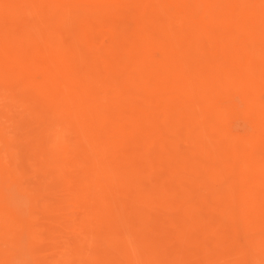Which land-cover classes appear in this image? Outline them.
Wrapping results in <instances>:
<instances>
[{
  "label": "bare ground",
  "instance_id": "6f19581e",
  "mask_svg": "<svg viewBox=\"0 0 264 264\" xmlns=\"http://www.w3.org/2000/svg\"><path fill=\"white\" fill-rule=\"evenodd\" d=\"M250 1L254 5L248 13L240 8L247 0H219L223 11L214 12L218 9L215 2L211 6L214 10L207 14L177 0H132L133 7L149 15L158 11L178 18L180 35L176 34L178 39L171 36L174 29L169 22L159 27L154 25L156 22L150 23L149 40L156 45L153 58L134 51L120 64L125 71L115 70V59L106 58L105 65L93 60L87 41L77 39L78 44L75 41L63 48L66 25L61 23L55 24L60 28L44 27L34 35L36 41L37 36L45 37L52 66L40 95L54 104L59 116L71 119L90 144L93 185L88 197L98 202L92 206L89 200L85 204L92 209L91 221L106 219L114 225L126 219L125 224L136 235L134 222L148 227L151 212L169 203L173 192H179L181 202L175 205L179 214L161 215L169 218L177 233L168 234L167 243L156 240L155 246L148 247L161 264H178L186 245L195 250L196 256L206 253V262L214 259L212 264H264V0ZM36 2L32 4L33 21L40 19ZM95 2L100 5L98 0ZM5 26L0 27L4 30L0 37V70L28 76L31 63L7 38L13 30ZM78 47L95 68L97 83L100 81L114 94L111 99L109 91V96L104 94L106 88L95 86L93 77L90 80L73 71L77 62L74 49ZM163 161L165 165L156 175V163ZM158 179H169L172 186L156 185ZM4 182L0 181V202L5 210L19 217L36 210L32 194L27 195L15 185L5 187ZM114 189L120 195L113 194ZM131 194L134 196L129 203H119L125 212L122 217V210H116L113 203L117 205L120 198ZM204 222L210 225L203 227ZM127 235L131 236L130 232ZM144 242L139 239L141 246ZM139 250L132 248L136 253ZM20 252L22 256L26 253ZM114 254L112 258L105 256L119 259ZM25 256L28 260L29 255ZM108 259L102 257L99 262L107 264Z\"/></svg>",
  "mask_w": 264,
  "mask_h": 264
},
{
  "label": "rangeland",
  "instance_id": "374dc122",
  "mask_svg": "<svg viewBox=\"0 0 264 264\" xmlns=\"http://www.w3.org/2000/svg\"><path fill=\"white\" fill-rule=\"evenodd\" d=\"M33 1H38L35 5L40 8V15L38 16L40 19L34 21L31 20L34 18L31 14L35 13L32 7ZM98 1L100 2L99 6L95 0H46L44 2L43 0H0V27L3 28L6 24L5 27L9 28L10 32L13 30L10 36L7 35V38H10L17 49L24 53L26 59L22 56L23 59L34 66L28 63L32 68V72L29 69L28 76L18 72L15 75L14 70L10 71V69L0 70V158L3 160L1 162L0 159V169L3 171L4 164L7 165L5 168L7 171H3L6 174H1L3 172L0 170V175L3 176V181L5 180V187L15 185L27 195L32 194L36 198V210L27 212V217L23 215V219L21 218L22 215L19 217L16 213L5 210L2 202H0V264H11L16 260L18 262L16 261L14 264H39V262L40 264H100L99 261L102 260V257L103 260L105 255L112 258L114 253V256H119V259L115 257L114 259L117 260L115 261L105 256V260L109 258L108 260L111 261H107V264H118L119 260L120 264H127L131 261L132 256L134 260L138 255L140 257H137L136 261H131L132 264H161L157 260L158 258L151 251H148V247L155 246L156 240L161 244L167 243L168 234L175 235L177 233L169 218L161 215L165 213L169 215L179 214L175 209V205L181 202L178 197L179 194L177 195L179 192H173V195L169 196V203H166V206L158 207L156 211L151 212L150 220L152 221L148 227L139 225L140 222L138 223V221L134 222L136 227L133 232L136 235L125 224V222L127 223L126 219V221L119 219L114 225L106 223V219L96 222L93 218L91 221L92 209H88L85 204H88L89 200L92 206L98 202L92 197V199L88 197L93 185L92 170H90L92 169L93 156L90 144L84 138L85 136L80 135L71 119L59 116L54 104L50 103L43 94L40 95V89L52 68L48 59L49 49L45 37L40 35L37 36L39 40L34 39V35L41 28L51 27L54 29L53 27L57 23L58 25H66L64 37L61 40L63 48H67V44L72 45L75 41L78 44L77 39H81L83 42L87 41L95 56L93 60L101 61L105 65L107 63L105 62L106 58L108 61L115 59L118 62L115 66L116 71H125L126 69L120 65L124 64L123 59H128L139 50L147 57L153 58L156 45L155 47L152 45V38L148 32V26L152 25L150 23L156 22L154 25L159 27L162 23L167 22L168 24L169 22L170 28L174 29L173 32H170L171 36L179 38L178 18L172 19L164 13H158V11L149 15L150 13H146L144 9L133 7L131 5L132 0ZM177 1L198 13L205 12L207 14L210 13V10H214L213 7L211 9V6L215 2L217 6L219 4V0ZM247 1L241 3L240 8L248 13L254 2ZM220 9L222 7L219 5L214 12L216 13ZM220 11L222 12L223 9ZM140 24L144 25L142 28H137ZM1 28L0 37L4 32ZM55 28L60 27L56 26ZM145 28L146 30H144ZM57 35L55 34V36ZM81 50L80 47L74 49L77 62L75 63L76 66H73V71L90 80L93 77L94 81L97 72L83 57ZM56 52L59 53L58 48ZM188 65L190 64L185 63V67L190 69ZM89 73H91V77L88 76ZM92 74L94 75L92 76ZM97 80H95V86L99 89L106 88V92L103 90V93L105 92L106 95L110 92L108 99H111V95H114L112 91L107 90V87L100 81L97 83ZM2 138L4 139L3 142ZM164 165V161L156 163L155 167L159 169V171L154 170L156 175H159L163 169L159 167ZM7 167L9 168L7 169ZM2 179L0 177V181ZM170 181L169 179H158L155 183L167 188L171 185ZM113 194L120 195L115 189ZM1 195L2 193L0 198ZM132 195L120 198L121 200H118L117 205L113 203L117 206L116 210H122L124 201L126 204L129 203L134 196ZM94 198L96 197L94 196ZM120 201L123 204L119 205ZM89 210L90 214L87 215ZM119 212H121L122 217H125V214L123 216L124 210ZM121 225L124 227L122 228ZM209 225L208 222H204L202 226L208 227ZM119 229H125V232ZM117 230L125 233L124 237L121 233L120 236ZM128 230L130 235L132 233L133 238L127 235V233L129 234ZM113 233H116L120 238ZM110 236L115 238L109 239ZM128 236L131 237V240ZM135 237L136 239H134ZM139 239L141 243L142 239H145L143 246L139 244ZM173 242L178 243V240L173 239ZM19 243L23 245L21 246ZM123 246H132L133 251L140 250L139 253H136L137 251L133 252L132 248L128 247L125 248L127 251L125 249L122 251ZM136 246L138 248L134 249ZM182 250L180 257L182 259L178 264H212L214 262V259L206 262V253L200 252L196 256L195 250L189 249L188 245ZM17 251L18 253L26 251L27 254L24 253L23 258L20 252L18 258ZM107 251L109 252L106 253ZM144 251L146 254L143 253ZM127 254L130 256V261L128 257V261L125 258ZM25 255H29L27 256L28 260L25 259ZM29 260H31L30 263L27 262ZM145 260L147 261L145 262ZM121 261L123 262L121 263Z\"/></svg>",
  "mask_w": 264,
  "mask_h": 264
}]
</instances>
